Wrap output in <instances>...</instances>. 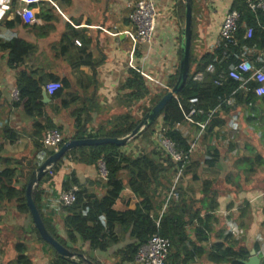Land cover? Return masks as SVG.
<instances>
[{"label":"crops","instance_id":"0c3cea01","mask_svg":"<svg viewBox=\"0 0 264 264\" xmlns=\"http://www.w3.org/2000/svg\"><path fill=\"white\" fill-rule=\"evenodd\" d=\"M153 1L158 13L153 40L149 45H141L136 42L135 29L128 20L127 0H53L46 6L43 2L47 0H41L37 2L39 5L37 4L35 9L31 5L27 6L28 0H0L2 40L19 39L33 47L32 53L21 63H17V66L9 64L7 52H0V172L6 168H15L14 181H17L14 184L15 190L19 191L23 184L19 179L20 171L15 164L16 160L30 159L37 168L49 156L41 141L47 131L52 130L51 125L60 128L62 138H71L74 130L73 119L70 118L69 113L79 109L82 113L81 119L85 117V113L90 114L86 133L96 132L99 129L107 131L112 127V124L109 125L108 122H114L116 115L134 109V105L128 102L129 110L119 108L116 104L113 108L109 106L113 97L122 99L120 87L130 69L140 72L150 93H153L155 89L156 92L165 89L169 79L177 74L180 62V35L185 11L184 0ZM233 1L191 0V30L194 29L195 35L192 50L196 59L212 53L218 45L221 23L226 14L232 10ZM27 8L32 11L34 17L31 26L28 24L32 20L27 23L21 18L23 10ZM15 18L20 23L16 22ZM63 47H67L68 52L64 53ZM83 49L85 52L81 57L75 55ZM260 57L258 56L257 62L264 63V54L262 58ZM21 70L33 72L36 77L57 79L56 83H59L60 79H67L71 84L68 92L79 95L80 100L71 104L67 110L57 112L56 104L51 101V96L42 89V108L39 112L33 110L27 114L21 105H16V102L12 101L10 96L16 89L15 80ZM43 92L46 98H42ZM142 104L146 105L140 102L136 106L141 107ZM253 108L233 104L228 110H218L216 120L221 124V128L216 127L213 130L218 135L212 137L211 142H216L221 147L219 143H222L220 141L224 139L223 142L229 144L230 148L226 154L221 155L219 166L212 169L202 164L204 151L198 152V149L200 151L202 149V142L198 143L197 129L186 124L183 133L187 138L195 141L193 153L194 161L198 162L196 174H199V177L214 180L211 176H221L224 169L243 170L247 166L242 162L244 157L236 158V151H251L253 147H248V144L252 145L246 141V146L238 147L240 133L254 136L259 142L264 143V106L257 105L255 110ZM134 116L141 118L139 111H136ZM245 129H247L246 132ZM151 140L154 143L158 142L156 135ZM149 148L150 143L138 140L128 143L121 152L136 156ZM256 151H258L256 154L260 152L257 149ZM256 158L261 159L262 163L255 165H263L264 154L260 152ZM236 163L237 166H235ZM256 166H252V171L258 169ZM261 169L264 170V166ZM71 174H74L80 185L88 192L99 197L104 192L101 187L102 181L98 177L97 166L87 167L69 159L63 161L58 173L49 172L42 178L43 180H40L34 188L37 191L36 209L44 219L52 223L57 235L61 238H65V234L58 196L62 192V183L68 181ZM202 174L209 176H202ZM240 174L243 173L240 172ZM185 179L182 181V186L192 189V192L185 195L186 201H189V198L199 200V185L195 186V182ZM237 195L245 198L248 192L240 191ZM224 197L219 195L217 198L220 206L217 214L224 209L222 208L225 205ZM245 200L249 203L248 199ZM136 203L137 200L125 189L116 202L115 209L123 211ZM166 205L163 206V210ZM219 219L222 221L221 218ZM258 220L260 224L264 223V218ZM33 227L30 215L18 213L17 203L14 200L2 203L0 206V264L13 262L16 256L14 252L16 243L26 245L27 254L33 264H48L53 259V251H49L38 240L32 232ZM226 229L228 230V226ZM252 229L250 228L249 232ZM114 235L120 237L121 242L110 247L106 252L93 251V256H90L87 244L78 242L75 247L80 249L89 261L99 264H119L116 253L131 241L127 233L122 235V230L118 226L114 228ZM183 247L181 245V252ZM182 257L181 254L176 264H184ZM185 264L208 263L194 258L193 262L188 260Z\"/></svg>","mask_w":264,"mask_h":264},{"label":"trees","instance_id":"16d2710c","mask_svg":"<svg viewBox=\"0 0 264 264\" xmlns=\"http://www.w3.org/2000/svg\"><path fill=\"white\" fill-rule=\"evenodd\" d=\"M39 0L38 2H40ZM49 1L43 2L46 6ZM39 5L35 3L31 5L33 9ZM232 10L239 14L238 29L235 34L236 45H228L226 48L219 43L212 53L202 55L196 59L193 54L194 29L191 30L190 37V58L189 71L184 86L178 94L173 97L164 107L162 113L157 120L141 132L136 138L129 142L146 141L150 143V148L146 151L138 153L136 156L131 153H123V147H117L112 144L81 147L66 154L58 163L50 170L52 174L61 170L65 159L72 160L83 166H96L98 160H103L107 171V179L102 182L103 195L97 196L88 192L80 185L74 174L69 176L68 181L62 183L61 191H69L73 188L76 200L69 207H61L63 213L62 227L65 238L57 235L56 230L51 222L43 218L38 211L39 216L44 224L45 229L50 236L56 240L65 249L79 254L80 258L77 262L60 258L54 250L39 237L35 227L32 232L37 236L38 240L48 245L53 251V259L48 264H86L88 258L77 249L75 245L80 242L87 244L89 250L106 252L110 247L121 242L120 237L114 235V228L120 227L122 235L128 234L131 243L120 249L116 256L119 257V264H129L134 262L135 254L139 247L145 245L148 240L157 235L169 242V249L164 264H176V260L182 254L185 264L188 260L194 258L201 259L208 264H243L249 258V252L254 250L258 255V245L253 244L248 249L244 245V236L234 240L230 232L224 235V229L218 227L220 217L218 216L219 204L217 198L219 192L214 188L217 183L214 180L199 177L196 174L197 161H194L195 155L194 140L187 138L183 133V128L189 124L195 130L197 129L198 139L201 138L202 146H204V156L202 164L208 169L219 166L221 161V152L216 142L212 143V137L218 134L213 132L217 128H221V124L216 118L219 114L218 110H228L231 105H246L254 107L257 105L264 106V96L256 97L253 89L256 84L249 81L246 84V91L239 89L240 83L226 78L220 86L214 85V81L218 79L219 74L227 75L236 64L241 61L248 60L255 67L264 71V63H258V56L264 54V14L252 13L246 8L244 0H234ZM16 22L20 21L15 18ZM33 20L28 24L31 26ZM248 29L252 30L250 38H246ZM32 45L25 43L19 39H11L3 41L0 37V52H7L9 64L21 63L30 53H32ZM64 53L68 52L67 47H63ZM229 54L227 59L223 58L224 52ZM85 52H74L80 57ZM263 60V59H262ZM212 65L213 71L206 72V68ZM197 74L202 75V79L197 81L194 77ZM178 72L171 77L165 89L156 93H150L145 86V81L136 69H130L126 79L120 87L122 99L125 102L135 106L138 103L146 105L141 106L138 110L141 118H136V112H123L114 118V122L109 121L112 127L107 131L98 130L96 132H87L86 126L90 122V114L85 113V117L81 119V111L73 110L69 113L73 119V136L71 138H62L59 146L68 140L82 139H98L112 138L120 139L128 136L137 125L142 117L147 114L157 102L173 88L177 81ZM248 75L244 76L246 79ZM51 77L41 78L34 76L33 72L21 70L15 80V87L19 93L16 105H21L27 114L33 110L39 112L42 108L41 92L48 83H56L57 79ZM60 83V84H59ZM60 89L51 95V101L56 104V110H67L71 104L80 100V96L68 92L70 82L67 79L59 80ZM196 99L195 104H191L190 100ZM230 101V105L227 102ZM253 108V110H255ZM202 113H196L191 118L186 116L191 110ZM211 113V115H210ZM256 116V115H254ZM56 128L60 132L59 127ZM159 134L171 140L176 150L180 152H188V163H174L163 151L158 142L151 140L155 135L159 138ZM49 155L52 153L49 152ZM256 162L247 160L248 171L252 172L254 163L261 164L259 158ZM254 162V163H253ZM15 164L19 167L20 176L23 184L19 191L15 190L14 181L15 168H6L0 172V206L4 201L14 200L17 203V210L20 214H29L24 189L31 172L36 168L30 159L21 158L16 160ZM180 170L178 180L179 184L175 190L178 196L177 200H169L165 209L163 206L166 202V194L170 191L173 184V178ZM191 176V182H199L200 199L189 198L186 201L185 195L192 192L182 186V181ZM43 180V179H42ZM137 200L133 207H127L123 211L115 209L116 202L120 199L124 190ZM239 189L235 192L238 193ZM37 191H33L32 199L37 206ZM231 204L226 206L225 210H230ZM249 203L244 201V208L240 210V217L245 216V212L249 209ZM228 208V209H227ZM252 229L250 223H241L237 227V233H244ZM181 245L183 250L181 252ZM16 254L13 262L5 264H33L31 258L27 254V247L23 243L14 245ZM92 264H99L90 261Z\"/></svg>","mask_w":264,"mask_h":264},{"label":"built area","instance_id":"2783aa9c","mask_svg":"<svg viewBox=\"0 0 264 264\" xmlns=\"http://www.w3.org/2000/svg\"><path fill=\"white\" fill-rule=\"evenodd\" d=\"M38 1L39 0H28L27 6L33 5ZM127 3L129 8L128 20L135 29L136 42L141 45H149L153 40L156 28V20L158 17L155 2L153 0H127ZM244 3L246 5V8L252 13L259 12L264 14V0H244ZM21 18H23V20L28 23L29 21L33 20L34 17L32 11L27 8L23 10ZM238 21L239 14L234 10L229 11L224 17L219 31V43H222V46L224 48H226L228 45H236L235 34L238 29ZM251 34L252 30L248 29L246 32V38H250ZM228 57L229 54L225 51L223 54V58L227 59ZM212 71L213 66L209 65L206 68V72L210 73ZM245 75H248L246 79H244ZM226 78L239 82V89H242L244 91H246V84L249 81H253L256 84L255 88L253 89V94L256 97L264 96V72L261 68L255 67L254 64L248 60H244L236 64L231 70H229L226 76L222 73L219 74L218 79L214 81V85L220 86ZM194 79L200 81L202 79V75L197 74ZM59 89L60 85L58 83H50L44 87L45 93L50 96ZM10 96L13 102H18L19 93L16 89L11 92ZM190 103L195 104L196 99L190 100ZM227 104L230 105V101H228ZM196 113L201 114L202 112L200 110L195 111L192 109L186 117L189 119ZM61 142L62 137L60 132L56 129H52L47 131L41 141V144L46 151H51L53 153L59 149V145ZM158 143L162 147L165 154L174 163H181L182 166L188 163V156L190 154L189 151L185 153L177 151L175 144L164 136L158 138ZM96 166L98 168L99 179L102 182L106 181L107 171L103 160H98ZM180 173L181 171L178 170L173 179V184L166 198L165 205L171 199L177 200V193L175 188L180 177ZM75 191V188L69 191H62L58 196L59 205L61 207L71 206L76 200L74 194ZM168 249V240L160 238L157 235H153L145 245L138 248L134 257V263L164 264L168 254Z\"/></svg>","mask_w":264,"mask_h":264},{"label":"rangeland","instance_id":"374dc122","mask_svg":"<svg viewBox=\"0 0 264 264\" xmlns=\"http://www.w3.org/2000/svg\"><path fill=\"white\" fill-rule=\"evenodd\" d=\"M153 93H156V89L153 90ZM104 96L107 98L106 94H104ZM114 104H116V106L119 108L122 109L125 108L127 110H129L130 107V105L127 102L117 97H113V101H110L109 103L110 108H113ZM139 108L140 106L135 105L133 111L131 112H135ZM246 130L247 129H245V132ZM240 134H241V138L238 147L246 146L245 145V141H246L251 143L252 145L250 146V144H248L247 146L253 148L251 151L237 150L236 158L240 159L241 157H244L242 159V162L243 164H247V165L248 163L245 161L246 159L256 162L255 157L258 156L260 152L264 154V143L259 142L258 139L254 136H250L248 134L245 135L244 133H240ZM161 136L162 135L159 134V138ZM247 137H252V138L246 139ZM223 141L225 140L221 139L220 142L222 143L218 142L223 147L222 149H219L221 155L226 154L230 148V145ZM198 143H201V138L198 139ZM201 147H202L201 151L198 149L199 153L204 151V146ZM256 149L260 151L258 154H256V152H258L256 151ZM239 162L240 161H238V163ZM255 164L256 163H254L253 165L256 166ZM235 166H237V163L235 164ZM263 166L264 163L263 165H257L256 167L258 169H254V171H252V173L248 175H245V173H249V171L247 170L248 167L246 166L243 170L224 169L223 173L220 174L221 176H214V175L211 176V178H215V182L217 181V183L214 185V188L219 192L220 195L226 197V198L224 197L225 200L223 201V204L225 205L222 208L224 209L223 211H221L220 214H218V216L222 220L219 222L218 227L223 228L225 230V228L228 226V230L226 229L227 231L225 230L224 233L226 232L227 235V233L230 232V235L234 240H237L243 235L244 245L248 249L252 248L253 244L256 243L258 245V250H259L258 254L261 257V259H259V264H264V223L260 224L258 220L259 218L261 219L264 218V170L261 169V167ZM240 172H242L244 175L240 174ZM202 176H206V175L202 174ZM190 178L191 176H188L185 180ZM194 185L197 186L200 185V183L195 182ZM236 189L237 190L239 189L241 192L244 193L248 192L247 197L242 198L241 195L238 196L237 192H235ZM240 191H238V194ZM230 195H232V197ZM245 199H248L250 207L247 210V212H245V216L242 218L240 217V210L244 208V201H247ZM228 203L231 204L230 210H225L226 206H228ZM241 223L242 224L250 223L251 227L254 228L250 232L249 229L244 233H242L241 231L237 233L238 231L237 227H239ZM44 246L49 251H51V248L48 245L44 244ZM89 255L93 256V251L89 250ZM255 255L258 257L256 253Z\"/></svg>","mask_w":264,"mask_h":264},{"label":"water","instance_id":"95a60500","mask_svg":"<svg viewBox=\"0 0 264 264\" xmlns=\"http://www.w3.org/2000/svg\"><path fill=\"white\" fill-rule=\"evenodd\" d=\"M185 11L184 20L180 35V62L178 77L175 85L172 89L165 94L152 109L145 114L137 127L128 136L120 139L112 138H98V139H82V140H68L63 143L59 149L51 153L37 168H35L27 181L24 197L26 206L31 217L32 223L41 238V240L48 244L54 252L63 259H68L72 262H77L80 258L79 254L73 253L64 247H62L56 240H54L44 227V224L39 216L36 206L32 199V194L35 186L40 180L50 172V170L69 152L81 148V147H93L106 144H112L117 147H123L134 138H136L147 127L154 123L162 113L166 104L175 97L180 89L184 86V83L188 76L189 71V58H190V37H191V0H184ZM42 98H46V94L42 93ZM86 264H92L87 261ZM243 264H259V259L255 255L254 250L249 252V258L243 262Z\"/></svg>","mask_w":264,"mask_h":264}]
</instances>
